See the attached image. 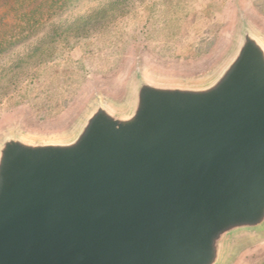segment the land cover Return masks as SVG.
Listing matches in <instances>:
<instances>
[{"label": "water", "instance_id": "obj_1", "mask_svg": "<svg viewBox=\"0 0 264 264\" xmlns=\"http://www.w3.org/2000/svg\"><path fill=\"white\" fill-rule=\"evenodd\" d=\"M264 238V38L204 80L136 71L68 138L0 136V264H225Z\"/></svg>", "mask_w": 264, "mask_h": 264}, {"label": "rangeland", "instance_id": "obj_2", "mask_svg": "<svg viewBox=\"0 0 264 264\" xmlns=\"http://www.w3.org/2000/svg\"><path fill=\"white\" fill-rule=\"evenodd\" d=\"M242 21L264 38V0L71 1L0 56V136L68 138L97 99L126 108L139 70L204 80ZM225 264H264V238L244 242Z\"/></svg>", "mask_w": 264, "mask_h": 264}, {"label": "trees", "instance_id": "obj_3", "mask_svg": "<svg viewBox=\"0 0 264 264\" xmlns=\"http://www.w3.org/2000/svg\"><path fill=\"white\" fill-rule=\"evenodd\" d=\"M71 1L74 0H0V56ZM5 17L10 18L4 20ZM16 29L19 31L14 34Z\"/></svg>", "mask_w": 264, "mask_h": 264}]
</instances>
